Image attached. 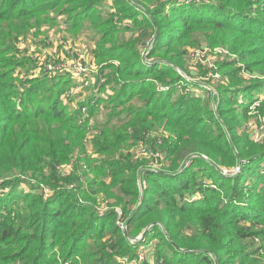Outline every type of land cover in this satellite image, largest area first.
<instances>
[{"label":"trees","instance_id":"16d2710c","mask_svg":"<svg viewBox=\"0 0 264 264\" xmlns=\"http://www.w3.org/2000/svg\"><path fill=\"white\" fill-rule=\"evenodd\" d=\"M57 26L94 35L87 96L30 44ZM252 119L264 0H0V264H151L147 247L153 264H264Z\"/></svg>","mask_w":264,"mask_h":264},{"label":"rangeland","instance_id":"374dc122","mask_svg":"<svg viewBox=\"0 0 264 264\" xmlns=\"http://www.w3.org/2000/svg\"><path fill=\"white\" fill-rule=\"evenodd\" d=\"M39 34H41L42 36L31 37V40L33 43H30V44H32V48L36 52V56L37 57L39 56L41 64H43L44 62L45 64L51 63L57 60L65 61L68 63L72 62V64H74L72 60L78 58L79 55L81 54V56H85L86 58V59L85 58L81 59L83 63L87 64L88 67L91 66L90 50L93 47L92 37H94V35L90 31H87L86 33L80 35L78 39H74L70 37L65 29L62 30L58 26L52 27V28L45 27L43 28L42 32ZM57 36L61 37L62 39H65L62 42L58 43V45L55 44V42L60 41L59 38H57ZM66 40L68 42H65ZM43 41H45L46 43H43ZM43 44H47V45L45 46ZM211 58H214V57H211ZM49 59H51L52 61L48 62ZM39 71L40 70H37L36 73H39ZM91 74H95V73H91ZM84 90H82V92L84 96H87V94L91 90V87L88 86L84 88ZM255 94L256 92H254V95ZM251 99H253V96L245 97L246 102H250ZM77 103L78 102H75L72 106H70V109H73ZM100 119L101 120L103 119V114L100 115ZM263 122H264V119L260 121H256V122H255V119H252L248 123L247 132L255 135L256 137L259 136V138H264V124H262ZM134 151L139 155V157H142V155L144 154L143 153L144 148L142 147H136ZM148 158L149 160L152 159V157H148ZM220 171L228 175H233L235 173V172L228 171L226 169H220ZM103 201L106 202L107 204H110V200H106L105 198H103L102 200V198L99 197V203L102 206L105 205ZM145 253L147 255L148 261L151 264H153L154 260H153V253H152L151 247H147V249L145 250ZM126 258L129 260V257H126ZM133 264L135 263L133 262Z\"/></svg>","mask_w":264,"mask_h":264},{"label":"built area","instance_id":"2783aa9c","mask_svg":"<svg viewBox=\"0 0 264 264\" xmlns=\"http://www.w3.org/2000/svg\"><path fill=\"white\" fill-rule=\"evenodd\" d=\"M82 52V51H81ZM217 52H226V51H222V50H218ZM228 53V51L226 52ZM197 58L202 59V62H210V64L212 65V60H215V58H209L206 57V53L205 52H197L195 55ZM85 56H81V54L79 55L78 58L72 60L74 62V64L65 62V61H60L58 63H46L45 67L47 68V70H49V72H51L52 70H68L69 72H71L74 77L76 78V81L78 83L77 87L74 88L72 91L70 90V92L67 94L68 96L74 93H77L80 90H84V88L90 86L92 87L95 83H96V75L98 74V69L96 66L91 65L88 67L87 64H84L83 61L81 59H84ZM233 58H236V55H233ZM86 59V58H85ZM91 73H95V74H91ZM104 81V79H101L100 81H98V85H100L102 82ZM255 140H263L264 138H259L256 137L255 135H253ZM137 147H142L144 148V154L142 156H146V157H153L150 160L149 166H151L152 168H157L159 166V161L157 159L158 155H155L156 159L154 158V156L151 153H146V146L143 144L138 145ZM136 148V147H135ZM137 156H139L136 153ZM102 198V197H101ZM103 200V198H102ZM104 202V201H103ZM105 205H101L99 203V214H103L107 209H108V205L106 202H104ZM116 211L119 214V218L122 217L123 212L120 208H117ZM121 227L123 230H127V225L125 222H120ZM142 238H140V236H138L136 239H134V241H140ZM144 258V253L142 252L140 255V259L142 260ZM121 261L124 264L129 263V260L125 257L124 259H121Z\"/></svg>","mask_w":264,"mask_h":264},{"label":"water","instance_id":"95a60500","mask_svg":"<svg viewBox=\"0 0 264 264\" xmlns=\"http://www.w3.org/2000/svg\"><path fill=\"white\" fill-rule=\"evenodd\" d=\"M154 40H156V38H155ZM142 194H143V190H142ZM141 200H142V197H141ZM140 203H141V202H140ZM140 203H139V204H140ZM149 227H150V226H148V227L144 230V232L141 234L140 238H142V237L144 236V234L147 232V230L149 229ZM125 234L128 235V233H127L126 230H125ZM128 236H129V235H128ZM216 264H217V263H216Z\"/></svg>","mask_w":264,"mask_h":264}]
</instances>
